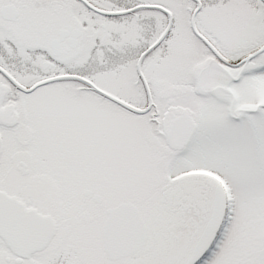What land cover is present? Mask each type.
<instances>
[{"label":"snow or ice","instance_id":"6c2138e0","mask_svg":"<svg viewBox=\"0 0 264 264\" xmlns=\"http://www.w3.org/2000/svg\"><path fill=\"white\" fill-rule=\"evenodd\" d=\"M0 264H264V0H0Z\"/></svg>","mask_w":264,"mask_h":264}]
</instances>
